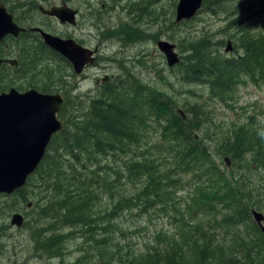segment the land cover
Masks as SVG:
<instances>
[{
  "label": "trees",
  "instance_id": "trees-1",
  "mask_svg": "<svg viewBox=\"0 0 264 264\" xmlns=\"http://www.w3.org/2000/svg\"><path fill=\"white\" fill-rule=\"evenodd\" d=\"M205 1L200 10L221 9L228 0H209L211 6ZM25 35L1 44L5 50L0 49V57L9 56L17 66H0V92L24 81L26 89L56 93L70 73L51 71L49 63L62 64L61 58L39 40L27 47ZM240 38L241 53L227 58L202 36L188 41L175 66L181 68L182 81L205 86L208 96L220 103L240 78L264 85V34ZM121 84H103L101 93L89 98L84 113L75 118L65 115L62 95L57 118L64 122L63 129L51 137L24 186L0 195V217L17 205L35 208L30 220H38L30 237L36 239L32 251L46 259L61 257L71 238L80 240L83 253H96L82 260L87 264H264V239L249 214L252 208L263 207L262 130L241 125L231 128L220 145H206L199 134L207 114L200 105L184 107L181 120L175 113L178 108L160 92L133 80L127 88ZM151 134L157 141L149 138ZM223 157L230 162L228 169ZM114 158L110 167L108 160ZM184 178L188 181L180 185ZM155 210L166 223L165 232L157 229L131 253L130 248L119 249L124 231L137 230L134 224L124 227L127 221L122 219L134 214L145 223L144 216ZM45 219L47 227L41 226ZM50 223L62 232L68 229L61 233L70 238L54 231ZM28 226L24 219L19 230ZM5 228L0 223V233ZM84 243L92 249L86 251Z\"/></svg>",
  "mask_w": 264,
  "mask_h": 264
},
{
  "label": "rangeland",
  "instance_id": "rangeland-1",
  "mask_svg": "<svg viewBox=\"0 0 264 264\" xmlns=\"http://www.w3.org/2000/svg\"><path fill=\"white\" fill-rule=\"evenodd\" d=\"M20 1L32 3V0ZM208 1H205L206 4L211 6ZM229 1L220 5L221 9L203 8L194 18L173 24L176 0H38L37 4L41 6H57L63 2L77 11L74 27L60 26L54 20L43 19L39 14L34 15V23L39 24L42 30L57 37L71 38L74 42L91 50L100 43L94 63L83 72L84 78L76 81L66 77V88L61 90L66 98L65 115L75 118L80 113L83 114L88 98L99 94L96 80L100 81L106 75L110 83L115 79H118L120 83L133 80L139 86L160 92L175 109L183 110L187 105H200L202 111L207 114V122L202 126L199 134L206 145L209 143L220 145L221 140L231 128L241 125L262 130L264 133L263 84L253 85L246 78H240V82L233 87L225 102L220 103L208 96L205 86L185 84L179 73L181 68H167L162 55L155 47V41H167L175 46V51L180 57L184 55L188 41L202 36L211 42V48L216 49L223 58L240 54L239 39L242 34L252 37L264 34V0H231L232 2L228 3ZM9 2L4 3L6 7ZM142 7L144 9H141ZM14 18L23 27L29 25L23 19V15ZM238 20L240 23L236 24ZM118 33H123L125 36H120L118 40L125 39L124 45L129 46L121 48L118 43H113ZM108 35H112L109 37L112 39L109 42ZM226 41L231 44L229 53L223 52ZM48 67L62 76H68L71 73V70L61 63H49ZM16 85L20 87L19 90L16 89ZM122 86L127 88V85ZM9 88L23 92L26 85L24 81H18ZM149 138L157 141L155 134H151ZM149 152L154 154L151 149ZM116 159L108 160L110 167V163L116 162ZM233 170H237L236 165H233ZM183 181L188 179H182L180 185ZM194 184L200 185V182ZM191 185L193 184H189L190 189H192ZM2 202L3 199L0 198V203ZM173 202L178 203V200ZM262 204L261 210L252 209L264 217V200ZM99 209H101L100 206ZM103 209L106 211V208ZM13 212L19 213L29 226L23 230L10 227L9 216ZM34 212L35 208L30 210L26 206L17 205L7 216L0 217V223L6 226L0 233V264H87L85 261L91 255L95 256L96 253H83L79 247L80 240L71 239L67 234H62L69 230L64 229L62 232L54 223H50L54 231L63 235L64 238H70L64 243L62 256L46 259L34 253L31 244H34L36 239L30 241L38 221L36 219L34 223L30 222L35 218ZM133 215L122 219V222L127 221L123 224L124 227L136 225L137 230L128 228L124 231L126 233L123 235L124 240L119 239L121 245L119 249L124 251L130 248L128 250L130 253L145 243L144 240L151 237L157 229L161 232L167 229L166 223L160 221L161 214L158 210L144 216L145 223L139 222ZM40 222L43 227H47L49 223L47 219ZM38 238L40 239V236ZM84 244L86 251L92 249V246L88 247V244ZM122 245L127 246L122 248ZM83 259H85L84 262Z\"/></svg>",
  "mask_w": 264,
  "mask_h": 264
},
{
  "label": "water",
  "instance_id": "water-1",
  "mask_svg": "<svg viewBox=\"0 0 264 264\" xmlns=\"http://www.w3.org/2000/svg\"><path fill=\"white\" fill-rule=\"evenodd\" d=\"M201 4L202 0H176L173 24L194 18ZM37 8L41 14L54 18L59 24H75L76 11L66 4L46 10L41 6ZM22 31L24 30L12 22V16L0 2V41L6 36L16 37ZM30 31L38 33L46 48L69 62L75 74H79L87 63L93 61L89 50L79 47L69 39H59L38 28H32ZM155 47L162 55L167 68H173L179 63L180 59L173 44L157 40ZM223 52H231L230 42H225ZM1 63L0 60V66ZM3 63L16 66L15 60L12 59ZM61 103V96L57 93L44 94L34 89L18 92L14 88L0 92V195L8 196L24 186L27 177L43 158L51 136L62 130L63 123L57 119ZM175 113L181 120H185L181 109H176ZM222 162L229 168L227 157H223ZM249 214L264 239L263 215L253 209ZM8 223L10 227L19 229L23 218L19 213H13Z\"/></svg>",
  "mask_w": 264,
  "mask_h": 264
},
{
  "label": "flooded vegetation",
  "instance_id": "flooded-vegetation-1",
  "mask_svg": "<svg viewBox=\"0 0 264 264\" xmlns=\"http://www.w3.org/2000/svg\"><path fill=\"white\" fill-rule=\"evenodd\" d=\"M3 2V3H2ZM6 2H9V1H7V0H1V3L5 6V4L4 3H6ZM37 2H38V0H32V3H28V2H24V1H21V4H20V0H13L12 2H9V5H8V7H6V9H7V12L9 13V14H11L12 15V17H13V21H14V23L18 26V27H20V28H22L24 31H22V32H20L16 37H12V36H6L2 41H0V49H2V50H5L4 48H1V44L4 42V41H12L10 38H12V39H17L19 36H20V34H26L25 35V37H24V39H23V43L27 46V47H29L28 46V44H30V42H32L33 43V45H35L36 44V42H35V40H39L41 43H42V41H41V39H40V37H39V35H38V33H36V32H34V31H30V29H32V28H38V29H40L41 31H43V32H46V31H44V30H42V28H41V26L39 25V24H37V23H34V21H33V18H34V15H38L39 14V16H42V18L43 19H48V20H54V21H56L54 18H51V17H47V16H44L43 14H41L39 11H38V6H41V5H38L37 4ZM19 4V5H18ZM62 4H65V3H63V2H60L57 6H50V7H47V6H41L43 9H49V8H51V7H59V6H61ZM21 5V6H20ZM66 6H67V4H66ZM71 9V8H70ZM74 10V9H73ZM76 11V10H75ZM26 12V13H25ZM30 13V14H29ZM24 14V15H23ZM23 15V19L24 20H26L27 21V23L29 24L27 27H23V26H21L19 23H18V21H17V19L16 18H14V17H20V16H22ZM76 16H77V11H76V14H75V17H74V21H75V18H76ZM57 22V21H56ZM58 23V22H57ZM75 24H76V22H75ZM75 24L73 25V26H70V25H67V24H59L58 23V25H60V26H70V27H74L75 26ZM46 33H48V32H46ZM49 34V33H48ZM120 35H116L115 36V41L113 40V43H118L119 45H120V47L122 48V47H127V46H129V45H124V40L123 41H121V39L120 40H118V38L120 37V36H124L123 35V33H119ZM51 35V34H50ZM54 36V35H53ZM110 36H112V35H108L107 36V40H108V42L109 41H111L112 39H109V37ZM57 37V36H56ZM125 37V36H124ZM58 38H60V39H69V40H72L73 42H74V40L73 39H71V38H61V37H58ZM17 42H18V40H17ZM75 44H77L78 46H80V47H82V48H84V49H87V48H85V47H83V46H81V45H79L78 43H76V42H74ZM43 44V43H42ZM98 47H100V43H98L92 50L91 49H87V50H89L90 52H91V58H93V61H92V63H87L85 66H84V69L82 70V72H81V74H78V75H76L74 72H73V69H72V67H71V65H70V63L69 62H67L63 57H61L59 54H57L56 52H55V54H57L58 56H59V58H61V60H62V64H64L66 67H67V69H70L71 70V73H70V79L71 78H73V79H75L76 81L77 80H79L80 78H84V75H83V72H84V70L86 69V68H88L90 65H92L93 63H94V61H95V59H96V55H97V48ZM5 48H6V46H5ZM54 52V51H53ZM0 59H3V60H10V59H12V58H9V56H6V57H0ZM12 60H14V59H12ZM16 62V61H15ZM4 63H1V65H3ZM4 65H6V66H8V67H16L17 66V63H16V66H9L8 64H4ZM109 80V77H107L106 75H104V77L102 78V79H100V81H98V80H96V88H97V91L99 92V93H101L100 91H102L101 90V87L103 86V84H105V83H107V82H109L108 81ZM115 81H118V79H115ZM132 81V80H131ZM119 82V81H118ZM127 83L128 82H124V83H122L121 84V86L122 85H127ZM60 87V86H59ZM64 88H66V85H64L63 87H60L59 88V90H56V93H59L61 96L63 95V93L61 92V90L62 89H64ZM30 88H27L26 90H29ZM25 90V91H26ZM54 94V93H53ZM99 95V94H98ZM96 96V95H95ZM62 98H63V102H64V97L62 96ZM89 98H92V97H89ZM88 98V99H89ZM61 122H63V121H61ZM64 123V122H63ZM28 205V206H27ZM26 206V208L28 207H30V204H26L25 205Z\"/></svg>",
  "mask_w": 264,
  "mask_h": 264
},
{
  "label": "bare ground",
  "instance_id": "bare-ground-1",
  "mask_svg": "<svg viewBox=\"0 0 264 264\" xmlns=\"http://www.w3.org/2000/svg\"><path fill=\"white\" fill-rule=\"evenodd\" d=\"M20 4H21V1H20ZM3 5V4H2ZM19 5V4H18ZM4 6V5H3ZM21 6V5H20ZM4 8L6 9V7L4 6ZM154 11V10H153ZM6 12H7V9H6ZM8 13V12H7ZM26 13V12H25ZM9 14V13H8ZM30 14V13H29ZM11 15V14H10ZM24 15V14H23ZM12 16V15H11ZM12 22L14 23V21H13V17H12ZM15 24V23H14ZM16 25V24H15ZM17 26V25H16ZM138 26V25H137ZM20 33V32H19ZM18 33V34H19ZM17 34V35H18ZM118 35H120L119 33H118ZM53 36V35H52ZM56 37V36H55ZM60 39V38H59ZM140 39V38H139ZM241 39V38H240ZM72 41V40H71ZM108 41V40H107ZM80 47V46H79ZM207 47V46H206ZM82 48V47H81ZM1 60V62L3 63V62H6V61H9V60H3V59H0ZM53 62V61H52ZM84 69V67L82 68V70ZM82 70H81V72H82ZM81 72L79 73V74H81ZM125 74V73H124ZM76 75H78V74H76ZM183 79V78H182ZM121 80V79H120ZM72 89V88H71ZM30 90V89H29ZM35 90V89H34ZM37 91V90H36ZM38 92V91H37ZM57 94H59V93H57ZM60 95V94H59ZM61 96V95H60ZM61 99H62V103H61V106H60V108L62 107V105H63V98H62V96H61ZM60 108H59V111H60ZM59 111L57 112V115H58V113H59ZM58 119V118H57ZM59 120V119H58ZM60 121V120H59ZM63 123V122H62ZM63 127H64V123H63ZM63 129V128H62ZM54 135V134H53ZM52 135V136H53ZM51 136V137H52ZM51 139V138H50ZM50 141V140H49ZM45 153V152H44ZM34 172V171H33ZM22 210V209H21Z\"/></svg>",
  "mask_w": 264,
  "mask_h": 264
}]
</instances>
